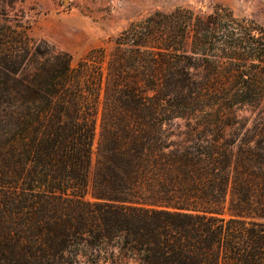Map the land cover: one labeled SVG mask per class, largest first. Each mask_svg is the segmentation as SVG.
I'll use <instances>...</instances> for the list:
<instances>
[{
  "label": "trees",
  "instance_id": "1",
  "mask_svg": "<svg viewBox=\"0 0 264 264\" xmlns=\"http://www.w3.org/2000/svg\"><path fill=\"white\" fill-rule=\"evenodd\" d=\"M19 2L0 0V264L109 244L138 264H264V26L155 11L74 65Z\"/></svg>",
  "mask_w": 264,
  "mask_h": 264
},
{
  "label": "rangeland",
  "instance_id": "2",
  "mask_svg": "<svg viewBox=\"0 0 264 264\" xmlns=\"http://www.w3.org/2000/svg\"><path fill=\"white\" fill-rule=\"evenodd\" d=\"M230 8L238 17H246L264 26V0H23L16 3L10 16L29 26V35L44 39L57 49L70 53L73 64L90 50L113 47V40L132 22L155 11L170 12L183 7L195 12H211L215 6ZM242 116H250L245 110ZM183 128L184 122L177 121ZM100 138L97 130L95 147ZM96 160V155H95ZM79 264H138L120 256L113 244L86 249Z\"/></svg>",
  "mask_w": 264,
  "mask_h": 264
}]
</instances>
